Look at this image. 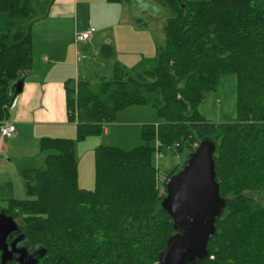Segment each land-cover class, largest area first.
Segmentation results:
<instances>
[{
    "label": "trees",
    "instance_id": "obj_1",
    "mask_svg": "<svg viewBox=\"0 0 264 264\" xmlns=\"http://www.w3.org/2000/svg\"><path fill=\"white\" fill-rule=\"evenodd\" d=\"M54 1L0 0V123L32 66L33 24ZM144 1L169 11L155 56L130 69L114 62L113 77H102L95 89L87 79H66L65 104L76 141L99 134L129 106L150 105L161 122L143 124V143L132 149L98 145L91 190L78 183L75 141L41 137L40 158L17 162L29 198L0 201V212L19 228L9 242L22 235L36 264H160L159 253L176 233L161 205L165 181L180 168L160 176L149 142H158L160 157L184 146L190 154L210 139L225 206L207 257L188 264H264V0ZM140 16L132 18L137 27L144 26ZM99 51L114 56L110 44ZM224 73L237 80V117L215 124L197 106Z\"/></svg>",
    "mask_w": 264,
    "mask_h": 264
},
{
    "label": "rangeland",
    "instance_id": "obj_2",
    "mask_svg": "<svg viewBox=\"0 0 264 264\" xmlns=\"http://www.w3.org/2000/svg\"><path fill=\"white\" fill-rule=\"evenodd\" d=\"M88 5L80 7L77 16V30L82 32L86 26H92L95 32L92 40L77 42L79 58V78L86 77L93 89L99 80L104 77L111 79L114 74V62H118L124 69H130L142 59L154 57L157 47L164 44L163 25L169 16V11L162 5L148 4L144 0H87ZM138 3V6H137ZM141 13L144 26L142 33L127 27L129 17L134 18ZM88 26V27H89ZM132 26V25H131ZM133 30V29H132ZM101 43L110 44L114 49V56L105 58L100 54ZM75 44V43H74ZM75 78L74 74L71 76ZM237 80L233 73H224L220 76L215 91L205 94L204 99L197 106L198 113L207 121L215 124L231 122L237 117ZM161 122L155 108L150 105L126 108L117 113L115 122L109 126V132L102 130L99 134L87 135L83 141H76V127L74 136L68 137L75 141V156L78 167L80 187L91 190L95 187L94 150L98 145H111L122 149H132L143 143L141 136L143 124H158ZM67 137V136H63ZM149 145L154 148L152 162L157 167L159 175L163 177L169 169L177 171L182 167L190 148L184 146L179 152L171 150L157 154L156 140ZM40 158H37V160ZM43 158V155H42ZM37 164L35 166H40ZM164 181L160 184V191L164 192ZM166 182V181H165ZM8 193H0L1 205L4 199L29 198L19 173L15 171V182ZM10 187V185L8 186ZM7 187V188H8ZM4 188V187H3ZM264 198V193L260 194Z\"/></svg>",
    "mask_w": 264,
    "mask_h": 264
},
{
    "label": "crops",
    "instance_id": "obj_3",
    "mask_svg": "<svg viewBox=\"0 0 264 264\" xmlns=\"http://www.w3.org/2000/svg\"><path fill=\"white\" fill-rule=\"evenodd\" d=\"M85 5H88L87 0H55L48 16L33 24L32 66L25 72L22 89L15 98L16 105L5 120L14 124L15 131L10 138L0 136V193L10 194L15 171L19 173L18 161L39 157L41 137L74 136L75 123L67 118L64 81L72 78V74L74 80L86 79L85 76L79 78L76 47L77 16L80 7ZM139 15L141 13H137ZM128 20L132 25H127L130 33H142V28L137 27L131 17ZM139 106L142 105L127 108ZM112 123L105 125L104 132H109Z\"/></svg>",
    "mask_w": 264,
    "mask_h": 264
},
{
    "label": "water",
    "instance_id": "obj_4",
    "mask_svg": "<svg viewBox=\"0 0 264 264\" xmlns=\"http://www.w3.org/2000/svg\"><path fill=\"white\" fill-rule=\"evenodd\" d=\"M21 89L20 82L17 90ZM214 151L213 141L203 139L187 155L179 171L166 180V195L161 205L172 218L176 233L159 253L160 264H188L208 255L207 242L225 206L215 180ZM18 230L16 221L0 212V264L13 259L17 264H36L37 256L17 245L22 235L9 242Z\"/></svg>",
    "mask_w": 264,
    "mask_h": 264
},
{
    "label": "built area",
    "instance_id": "obj_5",
    "mask_svg": "<svg viewBox=\"0 0 264 264\" xmlns=\"http://www.w3.org/2000/svg\"><path fill=\"white\" fill-rule=\"evenodd\" d=\"M95 32L94 27L89 26L85 28L82 32L76 34V41L77 42H85L92 37V34ZM16 100L14 99L10 105V108L15 107ZM15 131V126L12 122H1L0 123V136L2 138H10Z\"/></svg>",
    "mask_w": 264,
    "mask_h": 264
},
{
    "label": "flooded vegetation",
    "instance_id": "obj_6",
    "mask_svg": "<svg viewBox=\"0 0 264 264\" xmlns=\"http://www.w3.org/2000/svg\"><path fill=\"white\" fill-rule=\"evenodd\" d=\"M17 245H18V246H21V243H20V241L17 243Z\"/></svg>",
    "mask_w": 264,
    "mask_h": 264
}]
</instances>
